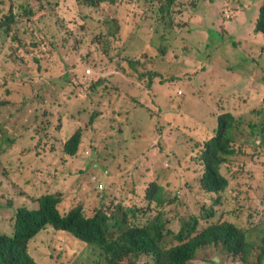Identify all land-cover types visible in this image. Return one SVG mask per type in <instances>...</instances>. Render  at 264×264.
<instances>
[{"label":"rangeland","instance_id":"rangeland-1","mask_svg":"<svg viewBox=\"0 0 264 264\" xmlns=\"http://www.w3.org/2000/svg\"><path fill=\"white\" fill-rule=\"evenodd\" d=\"M257 5L264 0H175L166 18L160 0L96 7L0 0V18L13 14L8 36L0 26V232L10 233L15 210L37 208L44 194L61 195L62 214L76 206L86 216L103 206L142 209L134 221L145 225L160 207L146 199L151 185L186 181L189 171L201 179L204 146L227 112L240 123L230 132L236 154L220 165L227 187L208 196L201 180L190 178L192 190L161 206L172 217L163 222L177 230L181 217L194 214L185 206L198 210L193 194L225 219L223 204L253 246L246 264H257L264 248V103L247 117L234 115L230 100L216 107L234 89L231 79L259 74L254 80L264 85V34L249 16ZM141 28L151 35L147 42ZM134 54L143 64L132 77L127 60ZM153 84L160 87L149 92ZM78 130V153L66 155ZM54 231L32 241L39 263L106 264L99 246ZM172 241L167 235L165 246ZM226 256L219 243L207 244L190 264H224Z\"/></svg>","mask_w":264,"mask_h":264},{"label":"trees","instance_id":"trees-1","mask_svg":"<svg viewBox=\"0 0 264 264\" xmlns=\"http://www.w3.org/2000/svg\"><path fill=\"white\" fill-rule=\"evenodd\" d=\"M77 1L96 7L98 3L109 0ZM110 1L114 2V0ZM160 1L164 4V16L170 18V8L175 0ZM46 2L49 3L50 0ZM25 9L27 8L23 9L24 12ZM12 17L13 14L10 12L0 18V26H7L3 33L6 36L10 33ZM256 28L264 33V5L260 7ZM12 38L16 40L17 37L10 39ZM169 38H172L171 32ZM133 56L127 61L130 70L135 69L136 74L143 60L136 54ZM114 61L117 62V59ZM130 74L132 77L135 76L132 70ZM239 125L238 119L230 113H224L218 117L217 135L214 139L208 140L204 146V174L201 179L196 177V172L189 171L186 181L184 177H179L176 184L168 182V185L166 183L164 187L155 183L151 185V189L146 193V199L150 204L154 203V206L160 207L153 209L157 211V214L153 217L149 216L145 225L134 221L137 219L138 211L142 212V209L137 211L123 205L97 207L89 216L84 214L81 206H76L67 214H62L59 210L62 197L59 194L42 195L36 200L38 207L35 209H29L27 206L17 208L11 232H0V264H38L39 262L31 253L32 241L47 231L55 234L54 230L67 232L87 244L99 246L105 255L106 264H125V261L130 264H140L142 261L146 264H190L201 247L217 243L227 253L224 264H228V260L233 261L235 258L239 264H246L247 257L248 260L250 257V248L253 246L247 240V231L243 230L236 220H232L231 213L226 212L228 208L223 204L224 209L221 211H225V219L220 216L217 218L208 211L209 206L203 201L204 197L200 198L193 194L189 199L195 203L199 211H190L185 206V212L194 214L181 217L177 230L167 228L164 224V220L167 218L171 220L172 217L161 207L175 203L178 194L184 188L189 187L192 190L194 186L191 180L194 178L201 180L200 192L208 196L218 194L227 187L228 182L220 173V165L225 161L226 156L233 157L236 154L233 148H229L230 132ZM81 138L82 132L78 130L65 143L66 155L75 156L78 153ZM168 186L177 187V189L176 191L165 189L169 188ZM96 190L99 194L103 193V190L97 188ZM101 197L103 198L104 195L102 194ZM215 204L220 206L221 202L215 200ZM188 206L193 207L191 204ZM167 235L173 236L170 247L164 244ZM263 262L264 248L257 259V264H263Z\"/></svg>","mask_w":264,"mask_h":264},{"label":"crops","instance_id":"crops-1","mask_svg":"<svg viewBox=\"0 0 264 264\" xmlns=\"http://www.w3.org/2000/svg\"><path fill=\"white\" fill-rule=\"evenodd\" d=\"M255 10L256 11L253 13V15H249L252 16L254 19L253 26H256V22L260 13V6L257 5ZM140 32L142 38L147 42L148 39L151 37V35L147 34V29L141 28ZM254 64L257 67H260L259 63L255 61ZM257 76H259V74L255 76H250L249 79H239V76L235 81L231 79L229 82L231 83V85L234 86V89L227 93L228 98L222 100L220 103H218L216 107L218 109H221L224 103L230 100V108L234 110V115L239 114L241 116L244 113V116L247 117L254 114L256 110H259L262 107L259 106V103H264V85H260L255 82L254 78ZM157 87L160 86L154 84L152 88H150L149 92H155L157 90ZM241 101L244 103H242Z\"/></svg>","mask_w":264,"mask_h":264},{"label":"clouds","instance_id":"clouds-1","mask_svg":"<svg viewBox=\"0 0 264 264\" xmlns=\"http://www.w3.org/2000/svg\"><path fill=\"white\" fill-rule=\"evenodd\" d=\"M164 10V6H163V9H162V11ZM260 14V13H259ZM261 32V31H260ZM264 34V33H263ZM228 182V181H227ZM211 196H214V194H211ZM210 213H212L211 211H210ZM213 214V213H212ZM217 218L219 217V216H216ZM209 222V221H208ZM209 224H210V222H209Z\"/></svg>","mask_w":264,"mask_h":264}]
</instances>
